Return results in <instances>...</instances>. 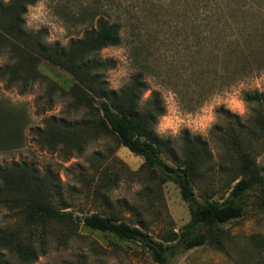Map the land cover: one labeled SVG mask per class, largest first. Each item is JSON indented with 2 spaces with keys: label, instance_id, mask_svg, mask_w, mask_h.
<instances>
[{
  "label": "trees",
  "instance_id": "trees-1",
  "mask_svg": "<svg viewBox=\"0 0 264 264\" xmlns=\"http://www.w3.org/2000/svg\"><path fill=\"white\" fill-rule=\"evenodd\" d=\"M35 1L0 0V56L4 57L0 82L19 93L45 83L49 98L59 95L68 99L76 111H82L75 121L49 119L43 129H47L44 136L52 146L62 144L68 150L80 152L94 137V116L100 114L119 143L142 157L145 169L157 170L178 187L189 219L173 242H164L141 225L129 223L114 213H74L62 197L58 176L49 169L40 172L21 161L0 164V215L8 218L0 223V264H32L46 253L52 231L63 230L66 234L79 224L137 242L156 264H167L178 251L205 244L224 250L225 231L221 225L244 214L248 206L245 196L250 191H259L258 200L264 209V162L259 163L239 135L231 133L228 142L237 165L230 170L233 176L229 191L219 200H199L194 185H199L204 171L211 169L206 143L199 137L185 139L177 156L152 129L156 119L165 113L160 93L153 90L140 103L141 94L148 88L141 71L132 74L124 86L109 89L103 72L112 68L114 62L97 56L101 49L120 43L125 25L136 27L135 35L142 27L140 24L148 31L158 26V18L171 8V1L135 0L125 4L117 0L109 5L110 13L94 12L81 19L80 22L87 20V28L64 44L46 43L44 29L25 28L24 15ZM179 5L182 15L191 14L190 24L185 25L190 28L198 80H213L218 73L231 81L264 64V0H182ZM140 17H146L145 21ZM185 25L177 31V36L183 34V41L187 39ZM259 56L263 58L260 60ZM42 60L66 70L74 83L68 89L57 85L38 69ZM242 97L262 109L253 128L262 130L264 140V93L244 91ZM26 123L25 109L0 96V153L20 146L21 129ZM228 129L240 128L233 125ZM164 153L174 160L167 161ZM148 174L149 182L158 186V177ZM103 175L109 174L104 170ZM108 179L103 180L102 186Z\"/></svg>",
  "mask_w": 264,
  "mask_h": 264
},
{
  "label": "rangeland",
  "instance_id": "rangeland-1",
  "mask_svg": "<svg viewBox=\"0 0 264 264\" xmlns=\"http://www.w3.org/2000/svg\"><path fill=\"white\" fill-rule=\"evenodd\" d=\"M116 1L36 0L27 7L25 28L44 29L46 43L64 44L87 28V20L80 22L81 19L94 12L110 13L109 5ZM120 1L128 4L135 0ZM170 1L172 6L158 18V26L148 31L140 24L142 27L135 35L136 27L125 25L120 43L101 49L97 56L114 62L112 68L103 72L109 89L124 86L132 74L141 71L148 88L141 94L140 103L147 100L151 91L160 93L165 113L156 119L152 129L177 156L185 139L199 137L206 143L211 169L204 171L199 185L194 187L199 200H219L227 195L233 176L230 170L237 165L228 142L231 133L239 135L259 163L264 162L262 130L253 128L255 117L262 109L242 97L244 91L264 93V64L231 81L218 73L213 80L211 77L198 80L190 28L185 25L190 24L191 14H181L182 0H163V3ZM184 25L188 27L185 41L181 38L183 34L177 36L179 27ZM3 61L4 57L0 56V64ZM38 69L64 89L74 83L66 70L48 61H40ZM0 96L23 107L27 113L20 146L0 153L1 165L21 161L32 164L40 172L49 169L59 178L63 199L78 215L88 211L114 213L129 223L141 225L155 239L173 242L177 238L179 229L189 219L178 187L157 170L145 169L142 157L119 143L100 114L94 116V137L77 152L62 144L52 146L44 136L47 129L43 128L50 118L75 121L82 115L68 99L59 95L49 98L45 83L19 93L0 82ZM233 125L240 129H228ZM164 157L169 162L174 160L166 153ZM104 170L108 176L103 175ZM148 172L158 177V186L149 182ZM258 192L250 191L245 196L248 206L241 217L221 225L225 231L224 250L205 244L178 251L167 264H264V209ZM7 219L0 215V223ZM61 231H52L46 253L32 264H156L137 242L120 239L110 232L81 224L66 234Z\"/></svg>",
  "mask_w": 264,
  "mask_h": 264
}]
</instances>
